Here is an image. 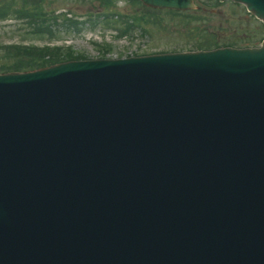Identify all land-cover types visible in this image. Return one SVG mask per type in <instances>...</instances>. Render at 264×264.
Wrapping results in <instances>:
<instances>
[{"label": "water", "instance_id": "water-1", "mask_svg": "<svg viewBox=\"0 0 264 264\" xmlns=\"http://www.w3.org/2000/svg\"><path fill=\"white\" fill-rule=\"evenodd\" d=\"M0 264H264V47L1 76Z\"/></svg>", "mask_w": 264, "mask_h": 264}, {"label": "rangeland", "instance_id": "rangeland-1", "mask_svg": "<svg viewBox=\"0 0 264 264\" xmlns=\"http://www.w3.org/2000/svg\"><path fill=\"white\" fill-rule=\"evenodd\" d=\"M195 3L202 8V13L207 18L208 27L211 30H216L218 36L224 41L236 40L241 45H253L258 46L260 44L261 37L264 35V30L258 27V22L245 13V9L236 6L228 1L222 3L216 2V0H195ZM53 7H55L60 13L70 11L72 15L78 18H86L91 13L95 15L97 13V0H53ZM122 12L146 10L143 7L136 5L133 6L124 0H118L117 5ZM213 8V10L209 9ZM162 26H148L150 28L149 33L140 34L139 29L129 34L131 40L134 38L140 39L139 44L144 42L146 53L160 52V51H180L186 44L187 38H185L181 31L175 30L176 25L170 16L161 13ZM92 18H95L94 16ZM164 23H166L165 26ZM258 23V24H257ZM9 22L0 23V35L5 41H18L22 35L18 32H10L14 26L4 28ZM4 28V30H3ZM136 33L137 35H135ZM66 34H61L59 40L64 39ZM133 38V39H132ZM38 41V40H37ZM36 41V42H37ZM39 43V42H37ZM66 46V45H62ZM187 49H183L186 51ZM84 53V52H82ZM84 55L88 56L84 53ZM89 57V56H88Z\"/></svg>", "mask_w": 264, "mask_h": 264}, {"label": "trees", "instance_id": "trees-1", "mask_svg": "<svg viewBox=\"0 0 264 264\" xmlns=\"http://www.w3.org/2000/svg\"><path fill=\"white\" fill-rule=\"evenodd\" d=\"M6 50H8L6 53V56L12 57V61L16 60L14 62V65L19 66V64L23 62V65H22L23 67L31 66L35 62L32 58L29 59L28 56H26L25 54H29V55L32 54L34 56L42 57L45 53L44 52L45 49H40L37 47L35 48V47H30V46H9V47H6ZM12 50H15L18 52L16 57H13ZM19 54H21V55H19Z\"/></svg>", "mask_w": 264, "mask_h": 264}]
</instances>
